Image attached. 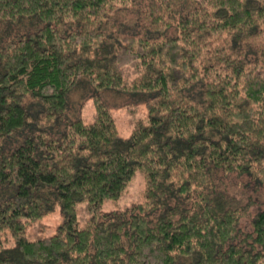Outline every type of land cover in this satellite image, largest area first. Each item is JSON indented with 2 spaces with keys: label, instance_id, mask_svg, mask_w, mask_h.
<instances>
[{
  "label": "trees",
  "instance_id": "16d2710c",
  "mask_svg": "<svg viewBox=\"0 0 264 264\" xmlns=\"http://www.w3.org/2000/svg\"><path fill=\"white\" fill-rule=\"evenodd\" d=\"M79 83L145 93V118L122 137L96 97L66 120ZM136 171L142 199L100 210ZM4 230L0 264H264V0H0Z\"/></svg>",
  "mask_w": 264,
  "mask_h": 264
},
{
  "label": "rangeland",
  "instance_id": "374dc122",
  "mask_svg": "<svg viewBox=\"0 0 264 264\" xmlns=\"http://www.w3.org/2000/svg\"><path fill=\"white\" fill-rule=\"evenodd\" d=\"M96 97L100 98L108 105L115 119L118 133L122 137L129 136L132 127V119L145 118L146 116V105L149 102V98L145 93L133 91L121 92L113 88L96 89L92 84L80 85L79 83L71 93L70 97H68V108L65 112L66 120L81 118L84 121H90L93 118L95 110L94 98ZM40 120L41 121H39L38 124L44 123L45 121L43 116L40 117ZM246 178L247 177H237L234 179L235 185L230 188V192L236 195L240 194V196L243 195L242 189L246 188H244L239 181L241 179L245 180ZM143 187L144 182L142 175L139 171H136L127 187L121 193L120 197L114 199H104V201L100 204L99 209L102 211H110L126 206L132 202L140 201L142 199ZM261 193V185H257V191H253V188L247 190L246 194H248L250 200L247 202L250 205L249 211L253 212L255 211L256 206L262 205ZM89 216L90 214L87 211L85 203H78V226H82ZM62 219L63 213L59 204H56L50 212L45 213L37 220L28 223L25 228V233L28 236L54 234ZM244 220L245 218L243 219V223ZM13 243V237L8 230H4L0 233V247L12 246Z\"/></svg>",
  "mask_w": 264,
  "mask_h": 264
}]
</instances>
